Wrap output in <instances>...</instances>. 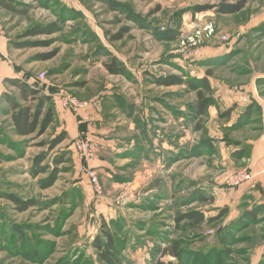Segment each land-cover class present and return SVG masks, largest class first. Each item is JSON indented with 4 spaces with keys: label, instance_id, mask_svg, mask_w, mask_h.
I'll return each mask as SVG.
<instances>
[{
    "label": "rangeland",
    "instance_id": "1",
    "mask_svg": "<svg viewBox=\"0 0 264 264\" xmlns=\"http://www.w3.org/2000/svg\"><path fill=\"white\" fill-rule=\"evenodd\" d=\"M12 1L19 10L23 5H31L32 9L28 16L22 17L0 8L3 31L10 41H17L36 25L58 23L61 28L51 36L28 39L49 41L48 47L26 49L32 55L29 62L35 66L30 76L33 83L48 91L55 105L59 95L68 92L93 105L97 99L98 106L107 113L116 103L123 105L121 111L124 114L131 113L134 108H149L145 129L141 114L133 119L139 130L136 141L141 147L135 154L142 157L146 152V159H137L135 165L123 167L126 170L142 169L146 179L134 190L135 185L127 178L128 172L120 171L123 175L116 172L117 177L122 178L119 187L115 176H107L117 165L110 159V170L106 167L102 173L93 167L98 173L101 194L79 172L73 132L72 138L48 151L50 142L63 133L57 121L43 135L21 139L14 134L9 118L2 115L0 192L15 194L23 200L36 199L38 207L20 214L12 204L0 199V226L4 229L14 224L27 226L32 229L28 232L30 238H36L35 232L43 234L42 240L53 242L55 252L45 264H56L66 256L95 257L91 243L100 232L103 220L111 223L113 230L115 227L122 229L120 236L128 241L123 255L130 250L136 256L125 257V264H184L165 252L169 247L167 239H182L193 248L207 250L206 243L200 244L195 236L205 238L211 246L216 245L218 231L234 221L227 223L231 211L236 213L237 220L245 210L264 205L260 193L247 192L239 199L226 191L240 188L230 187L227 181L248 162V159L235 161L231 156L234 151L245 146L251 147L252 154L264 155V86L258 82L264 81V0H247L245 9L236 15L217 14L214 9L201 11L219 5L222 0H154L150 3L140 0ZM128 15L143 21L149 29H141L128 19ZM125 28L129 32L122 39L113 41L112 38ZM157 32H176L179 37L175 42H162L156 38ZM51 53L56 54L50 60L38 62L36 59ZM112 57L127 66L130 79L107 73L104 65ZM40 73L46 75L43 81L38 77ZM171 74L183 78H207L217 106L210 108L202 119L200 131L195 129L198 121L188 119V105L194 102L195 94L187 93L184 87L166 88L153 83L154 77ZM241 96L247 98V103L240 100ZM251 102L260 105L261 113L249 127L230 131L239 114ZM232 107L235 111L231 117L221 118V114ZM119 109L120 106H116L112 110L120 113ZM68 112L78 116L74 111ZM116 118L113 117L111 122ZM175 120L177 125L181 122L177 132L183 146L178 148L179 152L184 149L189 155L195 147L210 139L213 149L207 151L201 146L200 151L204 154L184 157L171 169L167 159L172 155H166V150L159 145L164 138L169 144H176L172 137L176 132ZM164 124H167V130ZM78 137L89 136L78 132ZM92 143L97 154L99 147L93 140ZM177 143L179 147L180 139ZM144 144L149 146L143 152ZM124 152L116 158H127L130 152ZM43 153L47 154L44 165L50 169L55 166L54 160L60 157L65 160L57 166L56 183L47 189H42L39 181L47 178L48 173L38 177L31 175L33 160ZM151 189L152 192L145 194ZM197 189L213 197V201L184 206L183 201L191 198ZM131 191L133 197L129 194ZM223 198L227 199L223 202ZM225 208L229 210L228 215L200 227L191 228L187 222L178 224L176 221L181 213L190 210H200L206 219H216L219 211ZM57 221L63 223L60 236L52 233ZM45 227L50 230L39 231ZM234 236L240 242L232 246V254L223 264L264 263V211L258 213L255 225L234 232ZM24 257V252L15 255L9 250H0V264H28Z\"/></svg>",
    "mask_w": 264,
    "mask_h": 264
},
{
    "label": "trees",
    "instance_id": "2",
    "mask_svg": "<svg viewBox=\"0 0 264 264\" xmlns=\"http://www.w3.org/2000/svg\"><path fill=\"white\" fill-rule=\"evenodd\" d=\"M30 1L33 3H40L42 0ZM140 1L150 3L154 0ZM247 3V0H222L219 5L205 7L201 9V11L214 9L217 14L236 15L245 9ZM0 8L10 12L11 14L26 17L32 9V6L23 5L22 9L19 10L12 0H0ZM128 19L135 22L143 30L149 29V25L144 24L143 21H140L132 15H128ZM60 31L61 28L58 23L36 25L28 29L21 37H18L17 41H10V44L13 48L19 50L48 47L51 44L49 41H29L28 39L41 35L51 36ZM128 32L129 29L125 28L122 32L115 35L112 40H120L123 35ZM155 36L162 42H175L179 37L176 32H157ZM55 54L56 53H51L37 56L36 59L40 61H47L52 59ZM104 67L107 73L111 76L131 78V74L127 66L116 57H112L108 63H105ZM210 75L211 73L207 75V78ZM207 78H183L182 76L171 74L154 77L153 83L157 86L166 88L176 86L184 87V90L187 93L195 94L194 102L188 105L190 110L188 119L191 121L197 120L198 123L196 124L195 129L196 131H200L202 129V119L208 114L210 108L217 106V102L212 96V89L207 81ZM6 82L19 91L18 97L13 94L4 93L1 98V102L9 104L10 112L12 113L11 121L14 134L20 137H29L34 134L39 136L43 135L54 123L55 113L52 98L49 95L44 94L43 90L39 87H36L35 85L32 86L26 81H22L20 79H10ZM258 82L260 83V86H264L263 80ZM234 111L235 107L230 108L228 111L221 114V118H230ZM261 111L262 109L260 105L251 102L250 105L246 106L245 109L242 110L236 123H234L229 130L237 132L249 127V125L254 121L255 116L260 114ZM79 132L82 136L87 135L84 124H79ZM145 132L146 131L142 130L143 134H145ZM66 139V133H62V135L50 142L48 145V151H52ZM212 142V139L206 140L200 146L195 147L189 155L183 151L184 149H181V152H172V157H168L167 159L168 167L180 160H183L184 157L194 155L200 156L202 153L204 154V151H200L201 146L206 148L207 151H212ZM231 156L235 161L242 162L245 159L250 158L251 147H241L240 149H237V151H234ZM46 160L47 154H40L33 160L31 169V175L33 177H38L42 174L48 173L47 178L39 181V185L42 189L50 188L56 183L59 174L57 166L65 162L64 157H60L54 160L55 166L53 169H50V167L44 165ZM0 199L12 204L13 209L20 214L38 207V201L36 199L23 200L12 193L0 192ZM210 201H213V197H210L197 189L193 195H191V198L183 201V205L187 206L192 202L207 203ZM262 211H264V205H254L251 209L245 210L237 220L232 221L229 225L218 231L216 245L211 246L207 243L205 238L198 235L195 236V238H198V242H200V244L205 245L206 243L205 246H207V250H204L203 247L193 248L191 243L182 239L174 241H169V239H167L169 247L165 252L184 264L190 262L192 264H223V262L226 261V258L231 256L232 246L237 245L240 242V240L234 236V232H241L246 230L248 226L255 225L258 222V213ZM228 213L229 210L225 208L219 211L216 219H206L202 211L190 210L185 213H181L176 221L178 224H184V222H187L189 227L195 228L200 227L205 223H214L228 215ZM56 223L57 226L53 229L52 233L60 236L63 223L59 221ZM48 229L50 230L49 227H45L44 230L39 231H47ZM29 230L32 231V229L27 226L16 224L5 229L4 226H0V250H9L15 255H22L24 252L26 254V257L24 258L27 260L28 264H45L51 258L50 255L55 252L56 246L51 241L42 240L41 235L43 234L41 233V235H37L34 232L36 238H33V240L28 235ZM121 231L122 229L119 230L117 227L113 230L111 223H107L103 220L100 225V232L91 243V246L95 251V257L87 258L85 255H82L81 257L66 256L59 259L56 264H125L126 258L123 254L126 250L128 241L126 238H122L120 236Z\"/></svg>",
    "mask_w": 264,
    "mask_h": 264
},
{
    "label": "crops",
    "instance_id": "3",
    "mask_svg": "<svg viewBox=\"0 0 264 264\" xmlns=\"http://www.w3.org/2000/svg\"><path fill=\"white\" fill-rule=\"evenodd\" d=\"M1 23V21H0ZM2 26V23H1ZM3 27V26H2ZM32 55H29L26 50H19L15 49L11 46L9 38L5 36V32L0 35V118L3 115V118L7 119L9 118L10 124L12 125L11 121V116L12 113L10 112V107L9 104L5 102H1V98L4 93H9L13 94L16 97L19 96V91L15 88L10 86L6 81L10 79H20L22 81H26L30 85H35L33 83V79L31 76V72L35 68L33 67L32 64L29 62V58H31ZM40 60H38L39 62ZM33 63V62H32ZM131 70V69H130ZM36 86V85H35ZM37 87V86H36ZM43 93L46 95H49L48 91L43 90ZM51 96V95H49ZM88 103V101H85ZM93 102V101H92ZM95 104H91V101L88 103V106L84 109H81L78 112V116L75 115L74 117L71 113H69L66 109H64L59 102L58 98V104L53 102L54 104V123L57 121L60 130L63 133H66L67 139L72 138V132H73V140H75L78 136L79 132V124H84L86 128V133L87 135L92 138V140L95 142V144L99 147L98 148V153L96 154L95 159L91 160L88 164L89 167L91 168H96L98 172H104L106 170V167L110 170V166L108 164V161L114 160L117 162V165L113 166V169H111V172L107 173V176L109 177H116V182L117 185L120 187V184L118 183L121 181L122 178L117 177L116 172L122 173L126 169L125 167H130V165H135L136 160L143 158V160L146 159V152L144 150L148 148L149 144H144V149L142 148V157L140 154H135L137 152L136 149L140 147L138 141H136V138L138 137L139 130L136 127V124L134 123L136 120H133L136 118V116L139 117L138 114H141V119L142 123L144 126V129L147 127V119H148V107H141V109H132V112H134V115L131 113L124 114V112L121 111L122 106L120 104H115V107L112 109H116V106H120L119 111L120 113L112 110L110 113L105 112L103 110V107L98 106L97 104V99L94 101ZM137 103V102H136ZM93 105V106H92ZM56 106V107H55ZM115 111V112H113ZM142 111V113H141ZM140 112V113H139ZM116 113V114H115ZM113 117H117L114 122H111ZM146 121V122H145ZM175 133L173 134V138L175 139L176 144L172 145L168 143V139L164 138L163 143L160 142V147L166 150L168 155L169 153L172 155V152H178V148H181L183 145V140L180 136H178V130L181 129L180 125H177V121L175 120ZM53 123V124H54ZM52 124V125H53ZM165 130H167L168 126L167 124H164ZM167 126V127H166ZM13 128V127H12ZM165 134L167 133L166 131L164 132ZM147 135V132L145 133ZM77 135V136H76ZM35 137L37 134H34L29 137ZM21 139H25L28 137H20L17 136ZM128 137V138H127ZM167 137V135H166ZM133 138V140H132ZM66 139V140H67ZM180 139V144L178 147L177 140ZM136 142L138 144H136ZM154 145H157V142H154ZM141 148V147H140ZM156 148V147H155ZM126 152H130L127 158H116L120 157L121 154ZM166 155H163V160H166ZM169 156V155H168ZM251 158H248V162L245 163L244 169L241 170H246L250 172L254 178L252 181L243 184L240 186L239 189L235 190H226L229 192V195H234V198H242L244 194L247 192H251L253 194L260 193L264 197V155L258 156L257 153L252 154L251 152ZM259 157V160L257 159ZM120 159V160H119ZM122 161V162H120ZM246 161V159L244 160ZM180 163V162H179ZM176 163L175 165H177ZM124 167V168H123ZM146 161H144V168L146 170ZM174 166L171 167L173 169ZM123 168V169H122ZM135 169V170H134ZM171 169L169 171H171ZM122 171V172H120ZM128 172V177L130 178L129 182H133V185H135L132 189H136L139 187V182L142 180H145V174L142 169L136 170V168L132 167L126 170ZM113 174V175H110ZM146 174L147 171H145ZM123 175V174H121ZM150 176V173L149 175ZM256 184L257 186H252L253 184ZM251 186V187H250ZM253 189V190H252ZM245 190V191H244ZM153 190L151 189L145 194H149V192H152ZM130 196L133 197V191L129 192ZM224 194V193H223ZM225 195V194H224ZM227 198H223V202ZM236 219V213L233 211L230 212L229 217H228V222H231L232 220ZM125 257H136L134 254H131L130 250H128L125 253Z\"/></svg>",
    "mask_w": 264,
    "mask_h": 264
},
{
    "label": "built area",
    "instance_id": "4",
    "mask_svg": "<svg viewBox=\"0 0 264 264\" xmlns=\"http://www.w3.org/2000/svg\"><path fill=\"white\" fill-rule=\"evenodd\" d=\"M3 32H4L3 27L1 26L0 23V35L3 34ZM38 77L40 80L43 81L46 75L44 73H40ZM58 98L60 105L64 109L69 111H74L75 113H78L81 109H84L88 106L87 102L80 100L78 97L68 92L61 93ZM240 100L243 103H247L246 97L241 96ZM73 148L79 157V163H78L79 172L82 175L86 176L91 182V184L94 186L96 192L98 194H101L102 188L99 183L98 173L93 168L87 167V163H89L91 160H93L96 157V151L93 146L91 138L90 137L76 138L73 142ZM263 175H264V171H263ZM253 178L254 176L250 172L246 170H240L228 178L227 185H229L230 187L237 188L245 183L252 181Z\"/></svg>",
    "mask_w": 264,
    "mask_h": 264
}]
</instances>
